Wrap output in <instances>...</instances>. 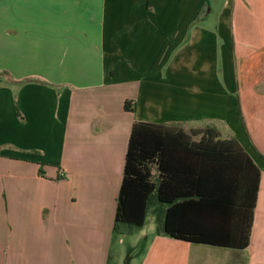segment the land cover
Instances as JSON below:
<instances>
[{
  "label": "crops",
  "instance_id": "crops-1",
  "mask_svg": "<svg viewBox=\"0 0 264 264\" xmlns=\"http://www.w3.org/2000/svg\"><path fill=\"white\" fill-rule=\"evenodd\" d=\"M135 122L238 142L246 249L166 236L155 196L114 233ZM0 264H264V0H0Z\"/></svg>",
  "mask_w": 264,
  "mask_h": 264
},
{
  "label": "trees",
  "instance_id": "trees-1",
  "mask_svg": "<svg viewBox=\"0 0 264 264\" xmlns=\"http://www.w3.org/2000/svg\"><path fill=\"white\" fill-rule=\"evenodd\" d=\"M208 13L207 2L198 18ZM124 109L133 111L129 101ZM203 134L195 140L193 136ZM260 170L234 139L206 129L135 122L117 197L114 233L145 223L152 196L166 206V236L235 250L250 244Z\"/></svg>",
  "mask_w": 264,
  "mask_h": 264
},
{
  "label": "rangeland",
  "instance_id": "rangeland-1",
  "mask_svg": "<svg viewBox=\"0 0 264 264\" xmlns=\"http://www.w3.org/2000/svg\"><path fill=\"white\" fill-rule=\"evenodd\" d=\"M39 4V3H38ZM219 11H220V1L219 2H217L216 3V5H215V7H214V11L212 12V14L210 15V17H209V19H210V21L211 20H216L217 19V17H218V14H219ZM199 139V136L198 137H196V140H198ZM39 167V173L41 174V173H43L44 171H45V173L44 174H46V176H48V166H45V165H39L38 166ZM44 170V171H43ZM7 174L9 175V176H11V177H15L16 175H17V173L16 172H14V171H7ZM43 175V174H42ZM152 209H153V216H154V221H155V218H156V215H154L155 214V212L157 211L156 210V207H154V206H152ZM149 226V225H148Z\"/></svg>",
  "mask_w": 264,
  "mask_h": 264
}]
</instances>
